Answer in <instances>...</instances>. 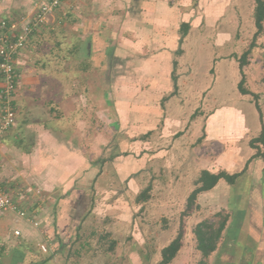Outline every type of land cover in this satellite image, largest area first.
Returning <instances> with one entry per match:
<instances>
[{"label":"rangeland","instance_id":"rangeland-1","mask_svg":"<svg viewBox=\"0 0 264 264\" xmlns=\"http://www.w3.org/2000/svg\"><path fill=\"white\" fill-rule=\"evenodd\" d=\"M156 1H64L20 53L0 190L23 211L57 215L77 204L87 212L75 223L70 260L158 264L182 220L184 246L168 264H199L198 222L227 216L215 250L232 242L239 251L240 223L253 230L264 212V158L252 157V146L262 154L264 146L250 144L259 132L228 116L264 94V22L250 48L253 16L239 9L254 0H161L165 15ZM245 52L248 94L238 88ZM245 165L181 215L202 170Z\"/></svg>","mask_w":264,"mask_h":264},{"label":"crops","instance_id":"crops-1","mask_svg":"<svg viewBox=\"0 0 264 264\" xmlns=\"http://www.w3.org/2000/svg\"><path fill=\"white\" fill-rule=\"evenodd\" d=\"M44 1L0 0V20H21L24 17L32 15L36 9V5ZM152 6L158 8V14H161L159 13L161 10L164 15L167 12L161 0L152 3ZM253 8L254 6L251 3L248 7L240 3V15L242 14L243 19L248 18L249 14L253 16ZM159 16H153V19L155 20ZM50 17H47L45 25L48 24ZM148 18L151 20L152 17L149 15ZM165 34L160 32L157 34L158 36L154 35V38H163ZM155 42L156 40L154 42L152 40L151 45H155ZM256 99L260 112L257 111L255 103L251 107L242 104L240 107L233 108L228 113V116L237 119L240 126L244 127L246 131L260 133L262 128L264 129V94L260 99L257 95ZM71 159L72 162L78 160L75 157ZM69 164L67 165L69 166ZM205 192L207 193L208 191L202 193ZM75 205L77 204H74L72 208L64 209V211L59 210L57 215L54 211L49 212L47 209L46 214H43L44 212L39 209H32L30 212L24 211L26 218H21L10 211L2 212L0 214V264H86L79 261V258L76 260L69 259L71 241L75 239L78 232V226H75V223H80L84 220L86 218L84 216L87 213L82 212V214L81 211L83 209ZM260 213L261 218L256 220V226H254L253 230H251L250 224L243 226L240 223L241 228L239 230H242L243 234L240 236V242H242L239 244V251L234 250V243L230 242L232 244H226L220 251L217 252L215 250L210 253L206 257L207 264H264V212L261 211ZM14 231H18V235H14ZM43 242L47 244L46 246L49 249L47 253L40 252L38 248V244ZM82 245H85V243L78 244L79 250L82 248ZM183 246L181 245L177 252L178 254L173 259H177L178 256L180 257L179 253L182 251ZM76 252L78 250H74V254H77ZM137 256L141 257L138 254ZM140 261L142 262L141 258Z\"/></svg>","mask_w":264,"mask_h":264},{"label":"built area","instance_id":"built-area-1","mask_svg":"<svg viewBox=\"0 0 264 264\" xmlns=\"http://www.w3.org/2000/svg\"><path fill=\"white\" fill-rule=\"evenodd\" d=\"M65 0H45L36 5L32 15L21 20H0V138L11 128L16 119L14 98L21 77L19 56L30 38L46 22V19L63 4ZM5 211L24 218L12 197L0 190V214ZM18 235V231H14ZM45 251L44 246H40Z\"/></svg>","mask_w":264,"mask_h":264},{"label":"trees","instance_id":"trees-1","mask_svg":"<svg viewBox=\"0 0 264 264\" xmlns=\"http://www.w3.org/2000/svg\"><path fill=\"white\" fill-rule=\"evenodd\" d=\"M253 20L254 26L256 27V33L254 34L250 48L254 45L255 35L261 30L262 23L264 22V0H254V8H253ZM185 32V30H181ZM247 52L242 54L240 59L238 60L239 70L241 72V80L238 83V88L240 92L243 94H248L249 92L242 88L243 83V73H242V66L244 65L245 56ZM256 99L257 96L253 95ZM255 106L258 112H260L259 106L257 102H255ZM259 143L260 145L264 146V129L262 128L259 135L255 138L250 140V144ZM256 149V152L253 154L254 157L264 158V154H262L259 150L258 146H252ZM246 169V165L242 170L239 172H235L229 174L227 172L221 171L218 173H211L208 170H202L200 172V176L197 179L196 186L191 190L186 198L185 209L181 213L182 216L189 213L192 207L195 205L196 197L199 193L208 191L213 188L218 180L223 179L227 184H233L235 180L244 172ZM227 216H224L217 225L210 223L207 220H202L198 222L194 228L192 229V233L195 236L196 240V249L200 252L202 259L199 261V264H206V257L216 249L217 241L225 228L227 222ZM183 236V224L182 220H180V224L176 233V236L160 250V261L158 264H168L177 254L180 246H181V239Z\"/></svg>","mask_w":264,"mask_h":264}]
</instances>
